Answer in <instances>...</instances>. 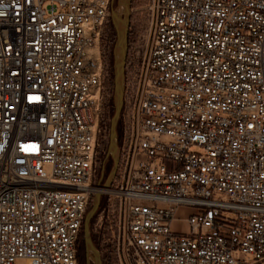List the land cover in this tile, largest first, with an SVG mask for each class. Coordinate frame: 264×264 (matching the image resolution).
<instances>
[{"label":"built area","instance_id":"1","mask_svg":"<svg viewBox=\"0 0 264 264\" xmlns=\"http://www.w3.org/2000/svg\"><path fill=\"white\" fill-rule=\"evenodd\" d=\"M112 3L0 0V264H79L97 191L101 264H264V0H144L102 188Z\"/></svg>","mask_w":264,"mask_h":264},{"label":"water","instance_id":"2","mask_svg":"<svg viewBox=\"0 0 264 264\" xmlns=\"http://www.w3.org/2000/svg\"><path fill=\"white\" fill-rule=\"evenodd\" d=\"M110 21L114 29L115 40L111 52L112 56V106L113 112L109 121L108 143L106 158L111 161V167L102 188H108L115 174L118 162L117 126L119 123L123 91H124V66L128 45V31L130 21L131 0H113ZM101 192L97 191L92 199V204L85 213L82 225V242L84 247L85 264H101L100 255L95 248L90 235V224L100 204Z\"/></svg>","mask_w":264,"mask_h":264},{"label":"rangeland","instance_id":"3","mask_svg":"<svg viewBox=\"0 0 264 264\" xmlns=\"http://www.w3.org/2000/svg\"><path fill=\"white\" fill-rule=\"evenodd\" d=\"M114 2H113V7L114 6ZM143 6H144V0H131V3H130V21H129V25L132 26L133 23H135L136 20L138 19H142L143 18ZM116 8V7H115ZM112 27V25H111ZM129 32V31H128ZM112 39H113V42H112V47H111V52H112V48H113V44H114V40H115V33H114V29L112 27ZM110 60H111V71H110V75L112 74V56H110ZM110 75H109V80H110ZM109 80H108V83H107V93H108V97H109V87H108V84H109ZM108 130H109V127H108ZM119 131V124L117 126V132ZM107 143H108V132H107V140H106V144H105V152H106V146H107ZM103 154L102 156V161H103V166L102 168H100V171L97 172V174H99V177H97L96 179V182L95 184L99 183V186L102 187L101 185H103L104 181H105V178L107 176V174L109 173V170H110V167L111 165H109V159L106 158V154ZM95 192L92 194L91 196V202H90V205L89 207L91 206L92 204V199H93V196H94ZM104 203V197L103 195H101V198H100V204L98 206V209L91 221V224H90V235H91V239L93 241V244L95 246V243H94V238H93V235H92V225H93V222H94V219H95V216L99 210V208L102 206V204ZM89 209V208H88ZM188 211H186L185 213H187ZM80 244H83L82 242V236H81V242ZM96 248V246H95ZM97 249V248H96ZM84 253V252H83ZM14 264H25V261L24 260H21V259H18L15 261ZM83 264H85V260L83 259Z\"/></svg>","mask_w":264,"mask_h":264},{"label":"trees","instance_id":"4","mask_svg":"<svg viewBox=\"0 0 264 264\" xmlns=\"http://www.w3.org/2000/svg\"><path fill=\"white\" fill-rule=\"evenodd\" d=\"M108 87H109V97L104 102L105 116H104L103 123H106L107 126L109 127V121H110V118H111L112 112H113V106H112V87H113L112 86V74L110 75ZM109 165H111V161H109ZM83 252H84L83 244H80L79 249H78L79 264H83V259L85 260V256H84Z\"/></svg>","mask_w":264,"mask_h":264},{"label":"flooded vegetation","instance_id":"5","mask_svg":"<svg viewBox=\"0 0 264 264\" xmlns=\"http://www.w3.org/2000/svg\"><path fill=\"white\" fill-rule=\"evenodd\" d=\"M140 29L139 20H136L132 26L129 25V32H128V41L129 43L135 38L136 34H138Z\"/></svg>","mask_w":264,"mask_h":264},{"label":"crops","instance_id":"6","mask_svg":"<svg viewBox=\"0 0 264 264\" xmlns=\"http://www.w3.org/2000/svg\"><path fill=\"white\" fill-rule=\"evenodd\" d=\"M179 211H180V213H184L186 211H190V209L180 208ZM173 227L177 228V229H181V230H185L186 229V225L184 223L177 222V221L173 222Z\"/></svg>","mask_w":264,"mask_h":264}]
</instances>
